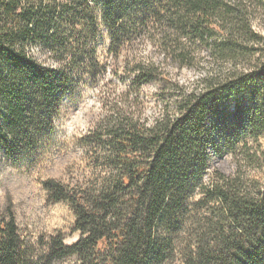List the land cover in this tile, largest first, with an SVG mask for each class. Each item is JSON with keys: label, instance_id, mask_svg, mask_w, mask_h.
<instances>
[{"label": "trees", "instance_id": "obj_1", "mask_svg": "<svg viewBox=\"0 0 264 264\" xmlns=\"http://www.w3.org/2000/svg\"><path fill=\"white\" fill-rule=\"evenodd\" d=\"M263 22L264 0H0V156L36 150L82 77L106 71V45L129 89L85 137L90 180L45 184L80 238L40 251L9 208L0 264H167L177 245L181 264H264V183L247 172L264 161ZM142 44L154 52L131 57ZM170 65L200 76L186 86ZM230 154L233 176L213 169Z\"/></svg>", "mask_w": 264, "mask_h": 264}, {"label": "rangeland", "instance_id": "obj_2", "mask_svg": "<svg viewBox=\"0 0 264 264\" xmlns=\"http://www.w3.org/2000/svg\"><path fill=\"white\" fill-rule=\"evenodd\" d=\"M259 30L264 35V22L260 24ZM107 47L100 49L97 54L100 65L105 66L106 71L94 78L89 75L82 77L80 88L63 100L53 132L40 142L36 150L23 153L16 160L0 156V221L5 211L12 209L20 235L26 241L38 244L40 251L45 250L43 242L57 234L64 237L67 245L80 238V233L74 229L75 215L70 205L67 202L53 203L45 184L57 181L73 188L90 180L93 152L86 146L85 137L108 114L114 103L122 104L121 97H125L129 90L127 83L122 80L124 73L120 69V61L123 59L112 62ZM153 52L150 44H142L130 56ZM153 59L161 60L156 55ZM167 71L170 78L186 86L200 76L194 69H179L174 65L168 66ZM141 93L144 104H147L143 112L146 118H150L157 112L158 87L147 86ZM133 98L131 96L130 99ZM261 146L264 150V139L261 140ZM236 160L234 155H227L216 160L213 169L223 175L233 176ZM253 166H249L247 172L264 183V161ZM39 244H42V248ZM180 248L177 245L167 264H181L186 252Z\"/></svg>", "mask_w": 264, "mask_h": 264}]
</instances>
